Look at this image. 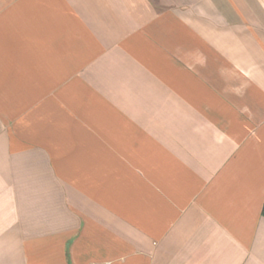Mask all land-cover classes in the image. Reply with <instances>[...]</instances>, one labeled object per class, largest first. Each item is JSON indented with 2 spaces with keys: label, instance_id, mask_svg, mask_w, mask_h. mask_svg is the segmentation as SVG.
Returning <instances> with one entry per match:
<instances>
[{
  "label": "crops",
  "instance_id": "crops-1",
  "mask_svg": "<svg viewBox=\"0 0 264 264\" xmlns=\"http://www.w3.org/2000/svg\"><path fill=\"white\" fill-rule=\"evenodd\" d=\"M264 0H0V264H264Z\"/></svg>",
  "mask_w": 264,
  "mask_h": 264
},
{
  "label": "trees",
  "instance_id": "trees-1",
  "mask_svg": "<svg viewBox=\"0 0 264 264\" xmlns=\"http://www.w3.org/2000/svg\"><path fill=\"white\" fill-rule=\"evenodd\" d=\"M263 215H264V207H263Z\"/></svg>",
  "mask_w": 264,
  "mask_h": 264
}]
</instances>
